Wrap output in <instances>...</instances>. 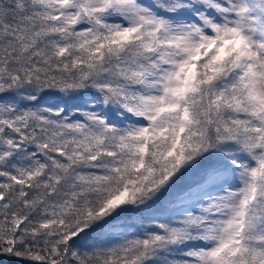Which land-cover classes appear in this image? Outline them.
Returning <instances> with one entry per match:
<instances>
[{"label":"snow or ice","instance_id":"1","mask_svg":"<svg viewBox=\"0 0 264 264\" xmlns=\"http://www.w3.org/2000/svg\"><path fill=\"white\" fill-rule=\"evenodd\" d=\"M0 264H264V0H0Z\"/></svg>","mask_w":264,"mask_h":264}]
</instances>
